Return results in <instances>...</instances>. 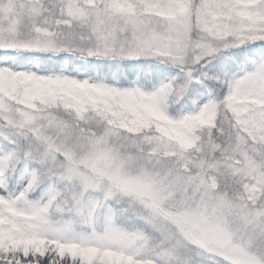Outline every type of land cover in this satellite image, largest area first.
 <instances>
[{"label":"snow or ice","instance_id":"6c2138e0","mask_svg":"<svg viewBox=\"0 0 264 264\" xmlns=\"http://www.w3.org/2000/svg\"><path fill=\"white\" fill-rule=\"evenodd\" d=\"M0 264H264V0H0Z\"/></svg>","mask_w":264,"mask_h":264}]
</instances>
